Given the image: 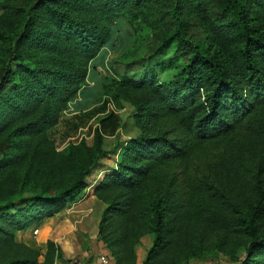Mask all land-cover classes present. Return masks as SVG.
Returning <instances> with one entry per match:
<instances>
[{"label": "trees", "instance_id": "16d2710c", "mask_svg": "<svg viewBox=\"0 0 264 264\" xmlns=\"http://www.w3.org/2000/svg\"><path fill=\"white\" fill-rule=\"evenodd\" d=\"M0 9V264H41L16 233L88 188L108 154L105 138L123 126L124 101L139 134L96 190L118 214L109 226L124 224L119 244L148 227L145 264H154L170 219L194 215L240 239L245 255L235 264H264V0H0ZM115 26L127 28L125 39L134 32L116 63L143 61L145 76L102 83L93 108L68 121L78 129L97 118L92 143L60 149L52 132ZM239 165L252 173L246 208L222 183ZM88 259L89 251L66 259L49 241L42 264Z\"/></svg>", "mask_w": 264, "mask_h": 264}, {"label": "rangeland", "instance_id": "374dc122", "mask_svg": "<svg viewBox=\"0 0 264 264\" xmlns=\"http://www.w3.org/2000/svg\"><path fill=\"white\" fill-rule=\"evenodd\" d=\"M119 28L120 26H115L110 45L102 51V57L96 60L102 61L111 57L107 61L108 65L98 70L102 83H111L117 75L136 78L145 76L143 61H137L130 69H126L122 62L116 63L119 57L131 48L134 33L132 31L131 38L125 39L127 28H120L121 30ZM194 31L199 37L200 29L196 27ZM170 54L171 52H168L164 58H168ZM156 59L148 65L149 68L158 62ZM157 72L162 76L160 70ZM98 97L99 95L96 96L94 104ZM111 108L117 109L114 103ZM119 113L122 116L123 126L117 137L105 138L104 148L108 154L102 160L101 166L88 178V188L66 203L54 216L45 218L26 231L16 233L18 243L25 242L31 248L41 252V264L44 262L49 241H54L60 246L66 259L76 260L82 253L89 251V259L85 264H101L102 258L109 259L110 264L146 263L149 250L153 245V233L145 227L136 231L135 236H126V243L119 244L117 238L125 234L124 224L120 222L115 228L109 226V220L117 218L118 214L110 216L107 202L96 193L97 187L106 175L117 168L123 148L139 134L135 123L134 106L124 101ZM72 117L73 115L67 110L62 123L52 132L60 149L69 142H77L83 138L87 139L89 144L93 141L91 128H95L98 119L94 118L76 129L74 123L68 122ZM230 174L224 177L222 183L224 181L226 189H233L237 200L246 208L249 205L248 202L255 200V193L248 184V178L252 173L246 166L239 165L237 173ZM262 226L264 227V219ZM238 241L240 239L235 238L230 231L201 217L188 215L175 222L170 219L165 246L154 258V264H235V259H242L245 255L242 248L236 250ZM238 246L239 244L237 248ZM115 251L119 252V258L115 255ZM56 264H64V262L58 260Z\"/></svg>", "mask_w": 264, "mask_h": 264}, {"label": "crops", "instance_id": "0c3cea01", "mask_svg": "<svg viewBox=\"0 0 264 264\" xmlns=\"http://www.w3.org/2000/svg\"><path fill=\"white\" fill-rule=\"evenodd\" d=\"M122 23L125 26L126 23L124 21ZM110 58L111 57H107L105 60L96 61L98 59L97 57L92 61L88 75L89 84L81 90L78 98L70 104L69 112L71 115L85 112L93 108L94 100L96 96L99 95L98 92H100L99 90L102 85V77L98 74V70L106 67L108 65L107 61Z\"/></svg>", "mask_w": 264, "mask_h": 264}, {"label": "built area", "instance_id": "2783aa9c", "mask_svg": "<svg viewBox=\"0 0 264 264\" xmlns=\"http://www.w3.org/2000/svg\"><path fill=\"white\" fill-rule=\"evenodd\" d=\"M101 264H110L109 259H107V258H102V259H101Z\"/></svg>", "mask_w": 264, "mask_h": 264}]
</instances>
